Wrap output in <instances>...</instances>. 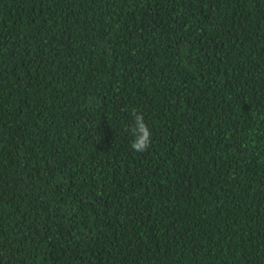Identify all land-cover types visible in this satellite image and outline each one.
<instances>
[{
  "label": "trees",
  "instance_id": "1",
  "mask_svg": "<svg viewBox=\"0 0 264 264\" xmlns=\"http://www.w3.org/2000/svg\"><path fill=\"white\" fill-rule=\"evenodd\" d=\"M0 264H264V0H0Z\"/></svg>",
  "mask_w": 264,
  "mask_h": 264
},
{
  "label": "clouds",
  "instance_id": "2",
  "mask_svg": "<svg viewBox=\"0 0 264 264\" xmlns=\"http://www.w3.org/2000/svg\"><path fill=\"white\" fill-rule=\"evenodd\" d=\"M134 115L135 110H134ZM133 133L136 139L132 143V148L136 152H144L148 150L151 145V132L148 126L144 122L143 115H136V127L133 129Z\"/></svg>",
  "mask_w": 264,
  "mask_h": 264
}]
</instances>
